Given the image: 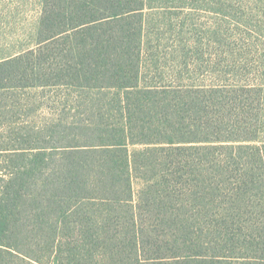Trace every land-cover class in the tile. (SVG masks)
<instances>
[{
  "label": "trees",
  "instance_id": "1",
  "mask_svg": "<svg viewBox=\"0 0 264 264\" xmlns=\"http://www.w3.org/2000/svg\"><path fill=\"white\" fill-rule=\"evenodd\" d=\"M161 1L43 0L0 51V264H264V44L164 71Z\"/></svg>",
  "mask_w": 264,
  "mask_h": 264
},
{
  "label": "rangeland",
  "instance_id": "2",
  "mask_svg": "<svg viewBox=\"0 0 264 264\" xmlns=\"http://www.w3.org/2000/svg\"><path fill=\"white\" fill-rule=\"evenodd\" d=\"M228 2L232 10H227L226 14L213 9L212 0H163L158 3L163 7L155 9L154 14L150 16V20L153 21L150 34L152 44L159 45L162 51L161 67L164 71L173 67L177 55L173 50L177 46H191L195 43L200 49L199 56L204 62L202 75L188 73L186 76L195 78L196 83H201L203 78L210 80L211 74L217 70L216 64L213 65L216 57L226 59L222 53L223 49L228 50L240 42L238 36L244 34L245 37H252L251 39L264 44V35H261L262 25L248 22L249 17H255L258 9L264 7V2L262 0L257 2L229 0ZM42 10L43 0H0L2 53L32 44ZM240 22L245 23L246 26H242ZM191 55L192 53L190 57ZM160 77L161 81L165 80L163 75H158V79Z\"/></svg>",
  "mask_w": 264,
  "mask_h": 264
}]
</instances>
